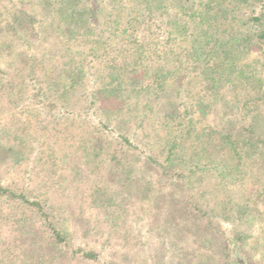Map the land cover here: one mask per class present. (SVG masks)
<instances>
[{"label":"rangeland","instance_id":"1","mask_svg":"<svg viewBox=\"0 0 264 264\" xmlns=\"http://www.w3.org/2000/svg\"><path fill=\"white\" fill-rule=\"evenodd\" d=\"M206 1L0 0V187L11 193L0 197V264H264V117L249 128L235 104L242 95L184 83L176 99L173 83L145 107L152 94L141 90L127 100L134 119L93 95L92 49L115 56L133 39L131 28L114 33L116 22L153 38L170 26L195 35L189 15ZM249 53L263 77L264 61ZM196 93L209 106L200 113L187 105ZM172 140L180 165L166 161ZM20 216L33 243L20 237Z\"/></svg>","mask_w":264,"mask_h":264},{"label":"trees","instance_id":"2","mask_svg":"<svg viewBox=\"0 0 264 264\" xmlns=\"http://www.w3.org/2000/svg\"><path fill=\"white\" fill-rule=\"evenodd\" d=\"M258 7L260 8L255 13V8ZM141 14L139 13V19H146ZM204 14L208 16L205 17ZM70 17L73 18V15L71 14ZM189 17L196 19L195 26L200 29L197 30L198 32L195 35L190 33L185 36L194 37L191 41L192 45L191 43L186 44L187 40H185V37L180 38V34L175 32L172 26H170L169 31L168 29L166 30V37L160 39L159 35L154 38L150 37L153 33L149 31H146L149 34L147 36L144 34L142 36L139 35L136 28L137 23L135 24V22L134 25L131 26L129 23L123 28H120V23L116 22L113 32L119 31L122 34L131 28L129 37L133 39H131L132 42L127 47L119 43L123 46L120 47L121 51L115 56L107 57L108 53L99 54L104 47L102 49H92V54L99 59L98 71L101 76L99 86L93 90V95L96 97L94 99L98 101L100 97L104 100L113 98L116 104L126 108L125 112H128L130 118L134 119L137 116V113L133 114V112H136L133 108L135 105H132L134 103H127V100L134 92L137 94L141 90L146 91L145 95L149 91L152 94L150 97H146L143 104L145 107L148 104L150 105V100H153L151 99L152 96L155 99L160 97V95L162 96L165 94L167 87L173 83H176L174 84L175 91H172L176 99L180 94L181 88L184 87V83H194L195 89H204L210 92L212 96L214 93H220L224 89L225 91L235 89L237 95H242L244 98L246 94H241V92L249 90L246 98L236 101L235 104H238L237 108H243L241 118L249 120V128H252L256 121L264 117V76L260 75L262 73L256 67H252L254 60L249 62L246 55L249 51L255 50L259 59L264 61V0H208L204 3L201 10L191 11ZM12 19L14 20V17ZM129 20L132 21V19ZM236 20L239 22L238 24H242L238 28L234 25ZM165 24L168 25V22L166 21ZM146 37V45L144 43L141 44V40H145L144 38ZM181 41L184 43L183 45H180ZM6 49H8V46ZM99 49L100 51H98ZM105 50L107 51L106 48ZM148 57L151 58V62L146 63L145 59H148ZM163 63L165 65L170 63L169 68L164 69ZM72 76L68 78L67 84L63 85L64 88H71L75 85V76ZM241 80H245L244 85L239 82ZM239 84L242 86L239 87ZM195 96L196 98L193 97L187 105L192 112L200 113L201 109H204L207 104L201 99L202 96L199 97L198 93ZM174 103L175 101L172 104L171 100H168L165 106L172 110ZM136 107L138 106L136 105ZM186 113L187 109L184 110L183 115ZM161 115L163 114L161 113ZM172 115L178 116L177 118L182 116L176 109L175 113L172 112ZM172 115L165 113L164 117L165 119L167 117L168 119H173ZM144 118L145 116L143 115L142 119ZM188 122L190 123V121ZM190 132V128H187L186 133L189 134ZM185 134L182 138L187 137ZM200 137V134H194L193 140L200 139ZM222 139H228L227 142H229L230 136H221L220 140ZM171 144L173 146L166 148V161L171 162L174 159V162H177L176 158L178 157L175 153V147L178 144L175 140H172ZM12 150V148H8V151ZM48 150L53 152L50 147H48ZM101 151L104 152L103 149ZM238 152L236 154L239 156ZM104 154L103 160L108 156L107 152ZM110 160L115 163V165H112L113 168L114 166L118 167L117 173L114 175L117 174L118 177L124 174L123 170L126 168L123 169V166H120L118 159L113 157ZM177 164L180 165L181 163L177 162ZM6 193L11 196V193L7 192L4 187H0V197ZM22 202L26 206H36L38 212L41 210L38 203L27 201L24 198ZM15 222L19 230H21L20 234L24 235L20 237L27 238L28 241L30 239V242L33 243L31 241L34 240L32 230L27 220L20 216ZM52 231L53 235L51 237L54 238V242L61 243L63 241L61 233L54 227Z\"/></svg>","mask_w":264,"mask_h":264},{"label":"water","instance_id":"3","mask_svg":"<svg viewBox=\"0 0 264 264\" xmlns=\"http://www.w3.org/2000/svg\"><path fill=\"white\" fill-rule=\"evenodd\" d=\"M236 264V263H235Z\"/></svg>","mask_w":264,"mask_h":264}]
</instances>
